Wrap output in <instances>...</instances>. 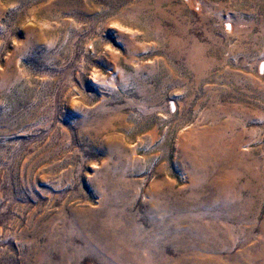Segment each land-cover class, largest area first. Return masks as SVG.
Wrapping results in <instances>:
<instances>
[{
  "label": "rangeland",
  "instance_id": "1",
  "mask_svg": "<svg viewBox=\"0 0 264 264\" xmlns=\"http://www.w3.org/2000/svg\"><path fill=\"white\" fill-rule=\"evenodd\" d=\"M0 264H264V0H0Z\"/></svg>",
  "mask_w": 264,
  "mask_h": 264
}]
</instances>
